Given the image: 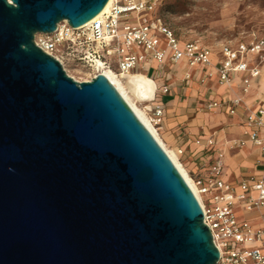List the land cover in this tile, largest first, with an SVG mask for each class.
<instances>
[{
  "label": "water",
  "instance_id": "obj_1",
  "mask_svg": "<svg viewBox=\"0 0 264 264\" xmlns=\"http://www.w3.org/2000/svg\"><path fill=\"white\" fill-rule=\"evenodd\" d=\"M108 1L0 0V264H217L198 199L117 89L34 42Z\"/></svg>",
  "mask_w": 264,
  "mask_h": 264
},
{
  "label": "built area",
  "instance_id": "obj_2",
  "mask_svg": "<svg viewBox=\"0 0 264 264\" xmlns=\"http://www.w3.org/2000/svg\"><path fill=\"white\" fill-rule=\"evenodd\" d=\"M162 1L112 0L108 12L88 26L73 28L62 21L53 33L37 34L34 42L57 60L71 78L68 69L86 70L87 79L78 82H90L103 75L104 70L124 82L130 74H140L145 65L156 62L196 69L199 81L205 83L209 77L206 68L212 64L214 56H219L216 62L219 82L231 87L234 77L242 74L239 89L242 94H249L254 79L260 76V69L251 67V57L264 60V38L250 44L240 42L236 47L223 43L217 54L209 46L182 43L159 14ZM193 76L184 72L183 79L189 81ZM169 92V87L162 85L156 89L153 100L138 102L157 130L164 117L161 95ZM239 107L245 111L246 139L237 141L234 146L242 148L250 142L258 148L262 156L258 163L263 170L237 183L226 182L223 177L225 155L218 150L207 174L193 180L203 221L219 251L217 264H264V108L251 109L241 98L212 100L206 105L209 111L225 109L230 115L236 114ZM207 144L212 147L215 141L210 139ZM177 154L182 155L183 150L178 148ZM252 215H259L262 225L253 224Z\"/></svg>",
  "mask_w": 264,
  "mask_h": 264
},
{
  "label": "crops",
  "instance_id": "obj_3",
  "mask_svg": "<svg viewBox=\"0 0 264 264\" xmlns=\"http://www.w3.org/2000/svg\"><path fill=\"white\" fill-rule=\"evenodd\" d=\"M216 62L217 58L214 56L212 64L206 68V74L208 73L209 77L205 83L199 81V74L196 69L186 68L183 64L171 67L170 65L164 66L152 62L145 65L140 74L151 78L157 84L158 89L162 85H166L170 89L168 94L161 95L164 105V117L159 130L165 136L175 139L173 144L176 149L181 148L183 150L180 157L188 162L193 169L197 170L198 177H203L207 174L208 167L215 157V152L218 150L223 151L225 155L224 180L237 183L242 178L260 173L263 170L262 164L258 163L262 161L258 148L250 142H246L242 148L234 146L237 141L246 139V136H244L247 130L244 124V108L239 107L236 114L230 115L225 109L209 111L206 109V105L212 100L233 101L241 98L243 103L251 109L264 108V101L259 96L260 93L255 97L252 95L255 94L253 92L257 88L259 91L264 89L263 70L260 69V76L254 79L249 94L244 95L239 89L242 74L236 75L232 86L227 87V85L219 82L216 74ZM184 72L194 76L191 80L186 81L183 79ZM171 105L174 106V109H170ZM194 110L199 113V123L216 126L215 128L210 127V130H206L204 127V133H207L208 137H203L205 142L199 143L200 146H194L191 141H188L186 138L188 130L181 125L189 119L190 115L187 112ZM230 135L235 136V138L228 140L227 136ZM210 139L215 141V145L212 147L207 144ZM190 174L194 176V173L190 172ZM250 219L257 226L263 223L259 215H252Z\"/></svg>",
  "mask_w": 264,
  "mask_h": 264
},
{
  "label": "rangeland",
  "instance_id": "obj_4",
  "mask_svg": "<svg viewBox=\"0 0 264 264\" xmlns=\"http://www.w3.org/2000/svg\"><path fill=\"white\" fill-rule=\"evenodd\" d=\"M159 14L164 16L167 24L182 43L195 42L209 46L216 54L223 43H231L236 47L240 42L250 44L255 39L264 38V0H163ZM251 64L263 70L264 78V60L253 56ZM68 73L75 80L84 81L88 72L73 68L68 69ZM253 93H255L252 94L254 97L260 93L259 96L264 101V89L259 91L257 88ZM170 109H174V106L171 105ZM187 114L190 115L188 121L181 124L188 130L186 138L194 146H200L205 142L203 137H208V134L204 133V127L210 130L216 126L199 123V113L196 110ZM157 133L166 149L175 155L176 160L187 170L190 177L199 178L197 170L177 154L176 146L173 144L175 139L165 136L159 129ZM233 138H235L233 135L227 136L228 140ZM190 172L194 173V176Z\"/></svg>",
  "mask_w": 264,
  "mask_h": 264
},
{
  "label": "bare ground",
  "instance_id": "obj_5",
  "mask_svg": "<svg viewBox=\"0 0 264 264\" xmlns=\"http://www.w3.org/2000/svg\"><path fill=\"white\" fill-rule=\"evenodd\" d=\"M112 0H109L102 12L97 15L93 20H97L102 17L106 12H108ZM92 21L88 22L84 26H88ZM99 67L101 65L99 64ZM100 70V69H99ZM103 75L112 83V85L117 89L121 94L139 120L144 124V126L150 131L152 136L160 144L166 154L169 156L181 176L184 178L185 182L188 184L192 192L195 194L196 198L199 199L198 191L194 180L190 177L189 173L183 166L176 160L175 155L166 149L164 144L159 138L157 129L151 123L149 116L146 111L138 104V102L144 100H153V97L156 93L157 84L151 79L142 74H130L124 82L117 79L112 72L103 71Z\"/></svg>",
  "mask_w": 264,
  "mask_h": 264
}]
</instances>
